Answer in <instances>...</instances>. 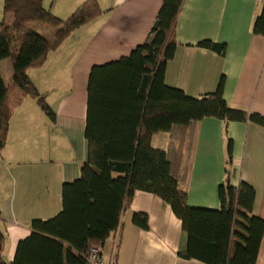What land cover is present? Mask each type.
<instances>
[{"label":"crops","instance_id":"1","mask_svg":"<svg viewBox=\"0 0 264 264\" xmlns=\"http://www.w3.org/2000/svg\"><path fill=\"white\" fill-rule=\"evenodd\" d=\"M84 1L44 0V5L67 18ZM163 1L98 0L103 13L75 30L49 54L43 67L28 70L57 120L53 122L30 96L12 115L7 143L0 151V230L5 232L2 257L7 263L13 262L19 241L31 234L33 220L52 218L62 210L64 182L81 175L88 153L85 127L92 66L128 56L143 44ZM263 4L264 0H184L177 23L180 45L167 63L165 83L200 97L215 91L224 75L228 105L264 116V36L252 28ZM3 6L0 0V21ZM31 26L54 40L55 30L46 24ZM203 40L224 43L225 54L199 46ZM0 74L7 84L12 82L10 59L0 60ZM172 136L158 132L152 145L166 150L174 142L177 152L188 153L181 189L187 192L189 205L219 208V186L228 179L233 185L245 181L256 191L253 215L264 218L263 125L206 117L190 128L178 129L175 139ZM230 140L233 159L229 165ZM135 213L148 215V229L134 222ZM121 221V228L102 247L107 261L208 264L179 255L187 242L182 221L153 193L135 191ZM256 264H264V239Z\"/></svg>","mask_w":264,"mask_h":264},{"label":"trees","instance_id":"2","mask_svg":"<svg viewBox=\"0 0 264 264\" xmlns=\"http://www.w3.org/2000/svg\"><path fill=\"white\" fill-rule=\"evenodd\" d=\"M183 4L184 0H164L143 44L128 56L92 66L85 127L88 153L81 175L64 182L63 207L56 216L32 221L31 234L19 241L11 263L2 257L5 232L0 230V264H91L90 250L99 247L102 252L109 236L121 228L122 215L137 190L161 197L182 221L187 242L180 256L208 264L257 263L264 218L252 213L255 188L245 181L233 185L228 179L218 189L219 208L191 206L181 189L188 153L177 152L174 142L166 150L152 145L154 134L168 132L175 139L178 129L206 117L264 126L262 114L228 105L224 75L215 91L200 97L165 83L167 63L180 45L177 23ZM3 7L0 60L10 59L14 74L10 84L0 74V151L14 110L27 96L56 122V112L28 70L43 67L75 30L103 13L98 0H85L67 18L45 7L44 0H4ZM36 22L53 28L54 40L33 29ZM252 28L264 36V4ZM198 45L226 52L224 43L203 40ZM227 155L230 165L231 140ZM133 220L149 228L147 214L135 213Z\"/></svg>","mask_w":264,"mask_h":264},{"label":"built area","instance_id":"3","mask_svg":"<svg viewBox=\"0 0 264 264\" xmlns=\"http://www.w3.org/2000/svg\"><path fill=\"white\" fill-rule=\"evenodd\" d=\"M88 257L91 264H117L115 258H112L109 261L105 260L101 250L98 247H93L90 250Z\"/></svg>","mask_w":264,"mask_h":264},{"label":"rangeland","instance_id":"4","mask_svg":"<svg viewBox=\"0 0 264 264\" xmlns=\"http://www.w3.org/2000/svg\"><path fill=\"white\" fill-rule=\"evenodd\" d=\"M47 27H48V28H51V27H50V26H48V25H47ZM51 29H52V30H54L53 28H51ZM47 35H49V34H47Z\"/></svg>","mask_w":264,"mask_h":264},{"label":"bare ground","instance_id":"5","mask_svg":"<svg viewBox=\"0 0 264 264\" xmlns=\"http://www.w3.org/2000/svg\"><path fill=\"white\" fill-rule=\"evenodd\" d=\"M99 248V247H98ZM100 249V248H99ZM116 260V259H115Z\"/></svg>","mask_w":264,"mask_h":264}]
</instances>
